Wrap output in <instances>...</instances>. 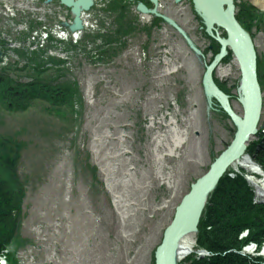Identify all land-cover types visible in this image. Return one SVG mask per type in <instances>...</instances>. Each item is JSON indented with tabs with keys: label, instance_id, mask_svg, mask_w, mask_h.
Wrapping results in <instances>:
<instances>
[{
	"label": "rangeland",
	"instance_id": "rangeland-1",
	"mask_svg": "<svg viewBox=\"0 0 264 264\" xmlns=\"http://www.w3.org/2000/svg\"><path fill=\"white\" fill-rule=\"evenodd\" d=\"M19 1L0 0V34L11 41L33 39L74 15L61 0ZM96 2L81 14L86 27L77 50L72 44L62 46L67 53L37 49L34 43L30 54L17 58L24 61H0L2 74L16 78L41 70L54 86L65 83L64 92H77L70 101L55 92L59 105L37 100L26 111H7L0 101V134L23 147L17 176L25 191L21 245L4 249L0 264L14 250L15 264H155L176 207L234 139L237 125L228 113L208 109L202 79L217 44L192 0H159L158 12L173 18L176 27L141 13L133 1ZM257 16L250 28L264 96V13ZM27 58L34 63L27 66ZM35 62L39 68L32 70ZM220 65L214 77L242 116L238 63L228 52ZM259 123L264 126V113ZM175 132L186 141L171 152ZM248 154L259 165L257 150ZM246 246H257L255 257L264 259V240Z\"/></svg>",
	"mask_w": 264,
	"mask_h": 264
},
{
	"label": "trees",
	"instance_id": "trees-1",
	"mask_svg": "<svg viewBox=\"0 0 264 264\" xmlns=\"http://www.w3.org/2000/svg\"><path fill=\"white\" fill-rule=\"evenodd\" d=\"M114 2L119 4L120 0ZM146 2L151 6L148 1ZM122 9L119 6V10ZM247 11H249L247 8L245 13L239 11L238 20L242 24L250 25L253 20L257 19L258 14L250 12L251 15L248 16ZM212 47V51L216 54L219 47H215V45ZM17 71L21 70L17 68ZM31 72L29 76L33 81L25 83L22 82L24 76L21 74L12 78L7 76L6 72L0 73V101L6 110L11 112L26 111L37 100L57 106L59 104L56 102L59 100L54 99L55 92H59L64 98H67V101L75 99L74 95L77 92L72 94L64 92L69 88L67 84L59 83L58 86H54L55 83L44 76L45 71ZM216 82L222 91H226L218 81ZM60 89L63 91H58ZM7 94L12 96L11 102L3 100ZM66 102L63 107L69 106ZM72 107L70 106V108ZM258 145L259 143H250L248 151L258 150V159L263 161L264 150L259 151ZM22 150L23 147L18 140L0 134V253L6 248H10L11 245H21V239L17 235L22 227L23 210L21 207L25 191L17 172ZM229 173L228 171L209 196L204 214L199 222L197 247L210 252L211 256L209 258L189 256L187 260L189 264H264L263 258L240 254L243 248L250 243L254 242L258 246L263 243L264 204L254 203V191L243 176L238 175L232 178ZM244 232L248 233V237H242ZM15 252V250L11 252L13 256L10 255L7 264H15Z\"/></svg>",
	"mask_w": 264,
	"mask_h": 264
},
{
	"label": "water",
	"instance_id": "water-1",
	"mask_svg": "<svg viewBox=\"0 0 264 264\" xmlns=\"http://www.w3.org/2000/svg\"><path fill=\"white\" fill-rule=\"evenodd\" d=\"M179 1L180 0H177V2ZM192 1L197 8L200 9H198L197 12L202 10L204 15H206L208 18V24L223 26L230 37L228 45L234 52L238 66L242 71V81L240 84L244 96V100L241 99V101H243L244 114L242 117L243 120H241V117L231 110L232 108L222 106V109L228 113L231 120L237 125L234 134L235 137L226 150L217 157L216 162L209 167V170L205 175L196 180L195 184L191 186L189 193L184 196L180 204L177 206L173 220L164 231L163 241L157 247L155 264L178 263L179 251L182 248L180 247V242H182L187 231L193 230L194 232H197L199 226L198 223L203 214L202 212L207 205L208 196L217 187L229 166L234 164L240 158L248 157L245 152L250 140L258 135V125L261 116L262 94L258 89L255 67L251 64L253 63L249 54V47L251 48V46H249L247 36L244 34L234 17L233 5L230 3V0H226L231 6L228 7V10H225L223 9L222 0ZM150 2L154 6V9H149L144 3H140L137 6L139 11L144 14L160 17L176 27L172 20L166 16L164 17L158 12V0H150ZM61 3L65 7L72 8L74 16L76 17L72 30H78L82 27V21L80 19L82 12H88V10L93 7L94 0H61ZM211 16H213V18ZM227 54V51H222L221 55L216 56L213 63H211V66L206 67L207 72L205 73V76L209 75V77H211L214 69L222 62ZM203 86H205L204 79ZM205 90L204 92H206ZM226 100H229L228 95Z\"/></svg>",
	"mask_w": 264,
	"mask_h": 264
},
{
	"label": "bare ground",
	"instance_id": "bare-ground-1",
	"mask_svg": "<svg viewBox=\"0 0 264 264\" xmlns=\"http://www.w3.org/2000/svg\"><path fill=\"white\" fill-rule=\"evenodd\" d=\"M100 1H103V0H100ZM176 2H177V0H176ZM221 2L223 3V9H225V10H228V7H230L231 4L233 5L234 17L236 18V20H237L239 26L241 27L242 31L244 32V34L247 36V39H248V42H249V46H251V48L249 47V54H250V57H251V61L253 62L251 64H252L253 67H255V74H256V79H257V82H258V89L260 90V93L262 94L263 90L261 89L260 79H259L261 72L259 70L260 68L258 67L261 64V61H259V59L257 57V50H256V46H255L254 41H253V35L251 33L252 28H250L251 24L248 25V24H245V23H243V24L240 23V21L238 20V14H239V11H242V12L245 13V9L246 8L249 10V11L246 12L248 16H250L251 13H255V15L256 14H261V13L263 14L264 13V0H251V2H249L248 0H242V1L241 0H230L231 4L227 3L226 0H222ZM100 4L101 3H99V6H100ZM192 4H194L193 1H192ZM242 5H246V6H242ZM95 6H97V4ZM240 6L245 7V8L242 9ZM194 7L196 8V13L202 18L203 26L206 29L205 30L206 34L209 37H211V39H213L216 42L217 46L219 47L218 50H217L218 52L213 56L211 63H213L214 58L216 56L221 55L222 51L229 52V56H233L235 58L234 52L232 51L231 47H229V45H228L230 37L228 36L226 29L223 26H219L217 24H210V23L208 24L207 23L208 18L206 17V15H204L203 11L201 10V11H199L200 12L199 13V12H197V10L199 8H197V6L195 4H194ZM256 9H257V11H260L261 13L257 12ZM166 17H168V16H166ZM211 17L213 18V16H211ZM71 18L74 21L76 19V17L74 15H72ZM168 18L174 22L175 26H177V23L174 21L173 18H171V17H168ZM221 30L224 33H222L221 36H220L219 31H221ZM180 32L186 38L187 43L190 45L191 49H193V51H195V52L200 53L201 51L198 48L194 47V44H193L192 40L187 37V34L183 31V29L182 30L180 29ZM212 45H214V44H212ZM235 59L237 61V58H235ZM211 63L206 65V67L211 66ZM220 66H222V65L219 64L217 66V68L220 67ZM205 70H206L205 71V73H206L207 69L205 68ZM214 71L212 72V76L211 77H209V75L205 76V73L203 75V79L205 81V86H203V90L206 89L205 90L207 92V93L205 92L206 99L210 100V102H209V100L207 101L208 109L209 110L215 109V110L219 111V109L222 108V106H226L227 108L228 107L232 108L231 102H229V100H226V97L229 94H227L226 91H222L220 89L218 83L216 82L218 80H216L215 77H214ZM203 79H202V81H203ZM240 79L242 81V71H241V69H240ZM204 87H205V89H204ZM238 89H239L238 91L240 93V101H241V99L244 100L243 90L241 89V84H239ZM207 94H208V96H207ZM261 100H262V102H261V111H260L261 112V116H260V119H261V117H262V115L264 113V111H263V109H264V96L263 95L261 96ZM241 104H242V108H243V101H241ZM231 110H233V109H231ZM242 112H243V109H242ZM236 114L239 115L238 113H236ZM239 117H241L240 119L243 120L242 119L243 115L242 116L239 115ZM175 134L176 135H174V137H173V145L169 148L171 152H174L177 149H179L182 146V144L186 141V137H183V135L181 136L177 132H175ZM255 139H257V142H255V143L258 144L259 141H262L264 139L263 133H261V135H259L258 137L256 136L255 138H252L251 142H253V140H255ZM248 156H249V154H248ZM217 157H216V159H217ZM216 159L214 160L213 163L216 162ZM248 160L240 159L238 161V163H237V167L236 168L243 167L244 169H247L248 171L250 170L253 173V176H254V174H258V175L262 174V175H264V171H263V169L261 167L257 166V164L253 160H250V158ZM208 170H209V168H208ZM250 178H251L250 180H251L252 184L255 185L257 187V189H259V192H260L259 198L264 199V179H261V181L258 182L257 179H255V178H253L251 176H250ZM193 184H195V183H193ZM195 233L196 232L191 230V231H187L186 234L184 235V238L182 239V242H180V247H182V248L179 251V255H178L179 259H178V263L177 264H184L183 261L187 259V256L190 254L189 252L194 250V243L195 242L192 240V237L194 236ZM188 236L189 237L192 236V237L189 238V240L184 243L185 239ZM249 250L253 251L254 250V246L251 249H249Z\"/></svg>",
	"mask_w": 264,
	"mask_h": 264
}]
</instances>
